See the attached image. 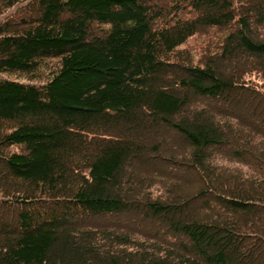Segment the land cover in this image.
Here are the masks:
<instances>
[{
  "label": "trees",
  "instance_id": "1",
  "mask_svg": "<svg viewBox=\"0 0 264 264\" xmlns=\"http://www.w3.org/2000/svg\"><path fill=\"white\" fill-rule=\"evenodd\" d=\"M0 264H264V0H0Z\"/></svg>",
  "mask_w": 264,
  "mask_h": 264
},
{
  "label": "rangeland",
  "instance_id": "2",
  "mask_svg": "<svg viewBox=\"0 0 264 264\" xmlns=\"http://www.w3.org/2000/svg\"><path fill=\"white\" fill-rule=\"evenodd\" d=\"M193 43H194V41H193V39H192V40L190 41V44L193 45Z\"/></svg>",
  "mask_w": 264,
  "mask_h": 264
}]
</instances>
